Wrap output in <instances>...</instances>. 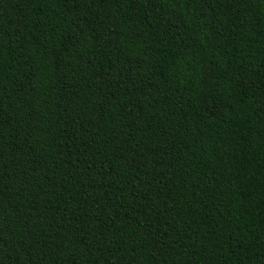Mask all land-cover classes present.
Masks as SVG:
<instances>
[{
    "label": "trees",
    "instance_id": "obj_1",
    "mask_svg": "<svg viewBox=\"0 0 264 264\" xmlns=\"http://www.w3.org/2000/svg\"><path fill=\"white\" fill-rule=\"evenodd\" d=\"M0 264H264V0H0Z\"/></svg>",
    "mask_w": 264,
    "mask_h": 264
}]
</instances>
